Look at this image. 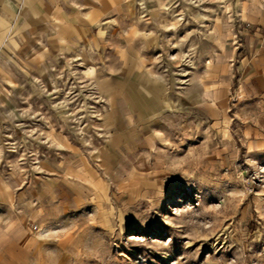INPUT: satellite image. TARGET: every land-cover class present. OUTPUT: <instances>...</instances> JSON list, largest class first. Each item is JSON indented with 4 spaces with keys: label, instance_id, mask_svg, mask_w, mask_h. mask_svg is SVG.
Masks as SVG:
<instances>
[{
    "label": "rangeland",
    "instance_id": "rangeland-1",
    "mask_svg": "<svg viewBox=\"0 0 264 264\" xmlns=\"http://www.w3.org/2000/svg\"><path fill=\"white\" fill-rule=\"evenodd\" d=\"M254 3L25 9L0 51V264H264V94L234 73Z\"/></svg>",
    "mask_w": 264,
    "mask_h": 264
},
{
    "label": "crops",
    "instance_id": "crops-1",
    "mask_svg": "<svg viewBox=\"0 0 264 264\" xmlns=\"http://www.w3.org/2000/svg\"><path fill=\"white\" fill-rule=\"evenodd\" d=\"M42 1L45 0H0V51L12 40L14 25L25 9L33 3L38 10L35 3ZM246 18V53L235 64V80H238L242 94H264V4L257 0L246 13Z\"/></svg>",
    "mask_w": 264,
    "mask_h": 264
},
{
    "label": "built area",
    "instance_id": "built-area-1",
    "mask_svg": "<svg viewBox=\"0 0 264 264\" xmlns=\"http://www.w3.org/2000/svg\"><path fill=\"white\" fill-rule=\"evenodd\" d=\"M260 3H263L264 4V0H258Z\"/></svg>",
    "mask_w": 264,
    "mask_h": 264
}]
</instances>
